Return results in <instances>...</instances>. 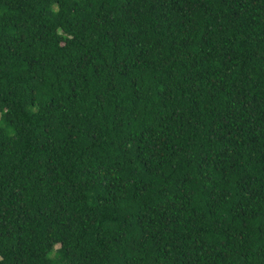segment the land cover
Returning <instances> with one entry per match:
<instances>
[{"label":"trees","instance_id":"16d2710c","mask_svg":"<svg viewBox=\"0 0 264 264\" xmlns=\"http://www.w3.org/2000/svg\"><path fill=\"white\" fill-rule=\"evenodd\" d=\"M0 264H264V0H0Z\"/></svg>","mask_w":264,"mask_h":264}]
</instances>
